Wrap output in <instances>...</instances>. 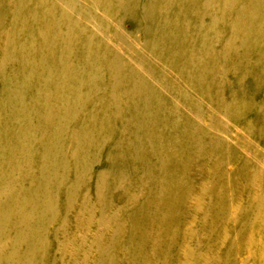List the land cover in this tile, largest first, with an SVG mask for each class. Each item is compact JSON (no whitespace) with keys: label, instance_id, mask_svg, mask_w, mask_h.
Returning a JSON list of instances; mask_svg holds the SVG:
<instances>
[{"label":"rangeland","instance_id":"374dc122","mask_svg":"<svg viewBox=\"0 0 264 264\" xmlns=\"http://www.w3.org/2000/svg\"><path fill=\"white\" fill-rule=\"evenodd\" d=\"M119 1L86 0L84 50L48 32L32 52L56 68L10 81L0 22V264H264V15L226 51V0L147 22Z\"/></svg>","mask_w":264,"mask_h":264},{"label":"bare ground","instance_id":"6f19581e","mask_svg":"<svg viewBox=\"0 0 264 264\" xmlns=\"http://www.w3.org/2000/svg\"><path fill=\"white\" fill-rule=\"evenodd\" d=\"M7 1H8L7 4L3 7H2L1 2H0V22L4 23V18H6V14H7V16L9 17V19L7 20V24H8V26H10L9 31L11 32L12 35L9 37L3 38V39H4V43H5L4 48L6 51L5 52V59L7 60V65H8L6 67V71H7V73H9V76H10L8 79L9 81L11 79V76H13L14 74H17V76H20V75L25 74V73L31 74L32 70L35 69V67L37 66V64H39V62L42 64V68H45L46 70H52V69L56 68L53 65V63L47 62V56L44 55V52L42 50H41L40 54H37V55H35L32 52L33 50H35V45L37 44V42H39L40 39H44L46 37V35H48V32L50 33V35L53 38H61V40H62L61 55H60L61 58L66 55L67 51L69 52V54L73 55L74 53L79 54L81 51L84 50V45H86V40L83 38H86L85 33H86L88 26L82 18H85L87 16L90 17V15H91L90 10L85 9L86 8L85 4H87L86 0H7ZM91 1L94 2L96 4V6L97 5L101 6L99 8H102L106 4H108L107 3L108 0H91ZM173 1L174 0H150V2H146V0H129L128 1L129 4L128 5L126 4L127 6H125L122 10H123V12H125V14H127L130 10L132 13L135 11V9L140 8L141 11L143 10V16H142L141 20L147 22L148 17H149L148 9H149V11L150 10L153 11V10H155V8H158L160 10H164V9L168 8ZM191 1L192 0H185V3L188 4ZM210 2H212V0H204L202 2V4H209ZM109 4H111V3H109ZM80 5H83V7H85V8L78 9ZM192 5H193V2H192ZM234 6L239 9V10H237L238 13L235 16V24H234V27H235L234 35H235V37L233 38V40L227 41L226 51H228L230 49V46L234 47L235 41H236L237 45L248 46L250 40L254 38L253 36H254V32H255L256 28L260 24L256 20L252 21L251 18L255 17L257 20L258 19L261 20L260 14L264 15V0H246L245 2H243L242 0H226V8L227 9L229 7L231 8ZM120 8H122V7H120ZM9 10L12 12V16L8 15L10 12ZM187 12L188 11L187 10L185 11V9H184L183 14H181V18L185 17V19H188V21H192L194 23L193 26L199 28V26H197L195 24L196 20L194 19L193 15H191L190 13H187ZM102 13H104V12H102ZM168 19L169 18H167L165 16L164 11L161 12V15H159L158 17H155L157 29L162 30L163 28L167 27L170 23L168 21ZM90 20H92V19H90ZM4 24H6V23H4ZM50 26H51V29H50ZM212 27L213 26H209L207 28V34H205L204 31L199 32V40H200V47L201 48H204L208 42H209L210 47H211V46H213L212 44H214L219 39L218 37H219L221 30L219 29L218 31L215 30L214 32H211ZM129 35H130V33H129ZM101 36H103V35H101ZM74 40H76V41L78 40L81 42L77 43L76 41L74 42ZM113 44H115V43H113ZM151 47H152V50H155V51L156 50L162 51V49H163L162 45H159L157 42L152 44ZM235 48H236V46H235ZM245 53H246V51H245ZM129 59H131V58H129ZM142 59H143V57H142ZM2 62H4V61H2ZM136 67L138 68L137 65H136ZM148 70H146V71H148ZM150 71H151V69H150ZM115 76H116V74H115ZM161 78H160V80H161ZM132 86H134V85H132ZM22 97H23V93H20L19 91L17 94L11 93V98H12L11 100L14 103H18V101L21 102V100L23 99ZM123 98H125V97L123 96ZM46 104H48V103H46ZM12 106H13V104H12ZM14 191H15V189H14ZM256 225H258V224H256ZM256 229H257V227H256Z\"/></svg>","mask_w":264,"mask_h":264}]
</instances>
